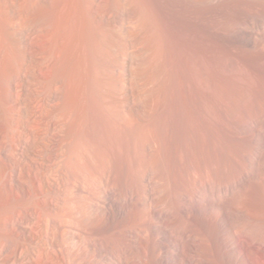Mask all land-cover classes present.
<instances>
[{"label": "bare ground", "instance_id": "obj_1", "mask_svg": "<svg viewBox=\"0 0 264 264\" xmlns=\"http://www.w3.org/2000/svg\"><path fill=\"white\" fill-rule=\"evenodd\" d=\"M102 1L0 20V264L231 260L217 230L250 193L210 156L263 157L264 116L243 152L230 106L260 107L264 23L241 0Z\"/></svg>", "mask_w": 264, "mask_h": 264}, {"label": "rangeland", "instance_id": "obj_2", "mask_svg": "<svg viewBox=\"0 0 264 264\" xmlns=\"http://www.w3.org/2000/svg\"><path fill=\"white\" fill-rule=\"evenodd\" d=\"M36 0H0V20H7V22H10V24H13L15 25V28L17 30V32L19 31V28L21 27L20 31H22V26L25 27L26 23L28 22V20L31 19V3L32 2H35ZM242 1V6L243 8H247L249 5V8H251V10H253L255 13L257 12L256 15V19L258 20L259 17L261 18V20L259 19L257 22L259 23H264V0H241ZM252 1V2H251ZM251 2V3H250ZM260 2V3H259ZM250 3V4H249ZM254 3V4H253ZM107 1L103 0L100 4V9L101 10H105L104 8H107ZM256 4V5H255ZM246 7H245V6ZM255 5V6H254ZM252 6V7H251ZM263 6V7H262ZM104 7V8H103ZM12 8H15L16 11H21V15H22V19H21V22L20 24L17 23V21L13 18V16L11 14H9V10L12 9ZM253 8V9H252ZM256 9V10H255ZM259 9V10H258ZM259 14V15H258ZM10 15V16H9ZM2 16V17H1ZM263 17V18H262ZM3 18V19H2ZM5 20V21H6ZM16 21V22H15ZM23 21V22H22ZM1 22V21H0ZM25 22V23H24ZM1 24V23H0ZM17 24V25H16ZM20 26V27H19ZM3 26H0V28H2ZM14 28V29H15ZM13 29V28H12ZM13 29V30H14ZM4 29H0V32L3 31ZM12 30V31H13ZM7 31V30H6ZM11 29H8V32H11ZM15 31H13L12 35H15L14 34ZM17 39V38H16ZM2 40V35L0 33V42ZM259 42V50H263L264 48V35H262L261 38H259L258 40ZM29 47V45H27ZM26 46V47H27ZM261 46V47H260ZM258 52L259 53V56H257L255 58V62H256V66L259 67L261 73L264 74V53L261 51V52ZM264 51V50H263ZM262 54V55H261ZM261 56V57H260ZM226 59H224L223 61L225 62V60L227 61V56L225 57ZM258 59V60H257ZM260 63V64H259ZM247 64V63H245ZM244 67H246V65H244ZM243 68V66H242ZM228 69V68H227ZM245 70V71H243ZM228 71V70H227ZM244 72V73H243ZM232 73V72H231ZM245 74V78L247 77L246 76V68H243L242 69V74H240L241 76ZM263 74L261 75L262 77ZM244 77V76H242ZM245 78H243L242 81H245ZM241 87H243L244 89V86L243 84L241 83ZM242 89V88H241ZM249 93V92H247ZM257 99L259 100V106L260 107H257V112H256V115L250 117L249 114H247L248 112L246 110H250L249 109V104L243 100L244 98L240 99V101L242 100V102H239L242 103L241 105L237 104V106L235 107L233 104H231V112H232V117H233V122L234 125H236V130L238 129L239 132H237V136L240 137L239 138V143L242 142V143H246L244 148H241L243 149V152H249L250 154L253 153L255 150H256V147H255V143H254V139H255V136L256 134H254V132L251 130L252 128H254V125L256 127V125L258 123H261L263 122V125H264V94L261 92H258L257 94ZM263 97V98H262ZM263 99V100H261ZM245 103H244V102ZM244 103V104H243ZM263 103V104H262ZM248 104V105H247ZM239 105V106H238ZM244 105V106H243ZM241 106V107H240ZM240 107V108H239ZM246 107V108H245ZM263 107V109H262ZM238 108V109H237ZM244 108V109H243ZM260 108V109H259ZM259 109V110H258ZM234 110V111H233ZM261 110V114L259 113V111ZM243 113H242V112ZM263 111V112H262ZM241 112V113H240ZM234 113V114H233ZM259 113V114H258ZM243 114V115H242ZM255 114V112H254ZM249 115V116H248ZM259 116H262L261 118L263 119V121L261 122H257L256 124V121L258 120L257 118ZM236 117V118H235ZM242 118V119H241ZM260 118V117H259ZM260 118V120H262ZM252 119V120H251ZM238 120V121H237ZM242 120V121H241ZM240 121V122H239ZM244 122V123H243ZM243 125V127H242ZM259 125H262L259 124ZM262 125V126H263ZM262 126H260L262 128ZM242 127V128H241ZM247 127V128H246ZM249 129V130H247ZM245 130V131H244ZM247 130V131H246ZM244 132H246V134H243ZM249 132V133H248ZM252 133V134H251ZM250 134V135H249ZM254 134V135H253ZM241 135V136H239ZM242 137V138H241ZM245 137V138H244ZM252 138V139H251ZM241 139V140H240ZM236 141V142H238ZM248 141V142H247ZM247 147V150L245 149ZM249 149V150H248ZM245 150V151H244ZM213 155L215 153H212ZM211 154V155H212ZM263 154V157H261L259 160L256 159L255 162L251 163L250 159H248L243 153L238 155L235 158H232V157H228V158H225L223 159L221 156L219 157V154H215V156H210L212 157L211 158V161H212V164L216 167H218L221 171V174L223 176V179L224 181L223 182V185H227V182L229 184V182H232L233 180H241L242 185L245 186L243 188V191L246 192L248 191L250 193L247 194L248 196V200H249V203H244L243 202V208L246 209L245 211H243L242 213L241 212H235L234 211V214L237 215L238 214V217L233 215L231 217L233 218H230L233 222L234 220V225H235V229H234V226H233V229L232 231L230 230H227V231H224L222 230H219L220 228H218L217 231H219V236L222 235L221 237H224L225 239L228 238H234V247L232 246V256H234L233 258H230L228 259L227 256L223 253L220 252V254L217 252V254H215L214 257L210 258L211 260L207 259L204 264H219V262H226V258L227 260L230 261V263H233V264H264V206H262L261 208L256 206L257 203H262L264 205V153ZM218 155V156H216ZM240 156V157H239ZM243 158H242V157ZM219 157V158H218ZM216 158V159H215ZM216 161H215V160ZM242 159V160H241ZM220 160V161H219ZM224 160V161H223ZM235 160V161H234ZM218 161V162H217ZM238 161V162H237ZM257 161V162H256ZM223 162V163H222ZM231 163V164H230ZM233 163V164H232ZM255 163V164H254ZM225 164V166H224ZM226 164L228 166V168L226 167ZM223 168H221V166ZM241 165V166H240ZM255 165V166H254ZM227 169V170H226ZM232 169V170H230ZM235 169V170H234ZM223 170V171H222ZM245 170V171H244ZM234 172V173H233ZM243 172V173H242ZM233 173V174H232ZM231 174V175H230ZM262 174V175H261ZM230 175V176H229ZM237 175V176H236ZM251 175V176H250ZM239 176V178H237ZM226 177V178H225ZM229 177V178H228ZM262 177V178H261ZM233 178V179H232ZM248 178V179H247ZM226 179V181H225ZM230 180V181H228ZM178 181V180H177ZM192 181H193V178H192ZM259 181V182H258ZM225 182V183H224ZM186 182H184L183 184H185ZM188 183V182H187ZM193 182H190V186ZM245 184V185H244ZM189 186V183L188 185ZM189 186V187H190ZM251 186V187H250ZM248 188V189H246ZM258 189V190H257ZM263 192V193H262ZM263 196V197H262ZM252 201H251V199ZM256 198V200H255ZM259 200V201H258ZM251 201V202H250ZM262 201V202H261ZM254 202V203H253ZM257 202V203H256ZM253 203V204H252ZM255 204V205H254ZM251 207V208H250ZM250 208V209H249ZM253 208V209H252ZM231 212V210H229ZM240 215V216H239ZM251 215V216H250ZM253 215V216H252ZM257 216V217H256ZM253 218V219H252ZM255 218V219H254ZM257 218V219H256ZM262 219V220H261ZM245 222L251 226V224H255L253 225L255 227V229L250 226H248L249 228H247V226L245 225ZM254 222V223H253ZM245 227V228H244ZM261 227V228H260ZM239 230V231H238ZM248 232H247V231ZM252 230V231H251ZM254 230V231H253ZM258 230V231H257ZM238 233L236 234L235 233ZM251 231V232H250ZM263 233H262V232ZM221 232V234H220ZM240 232V233H239ZM253 232V233H252ZM257 233V234H254ZM232 234V235H231ZM253 234V235H252ZM246 235V236H245ZM250 235V236H249ZM255 235V237H254ZM238 237V238H237ZM253 237V238H252ZM256 238V239H255ZM261 238V239H260ZM262 241V242H261ZM70 243V244H69ZM68 245L71 247L73 246V244L71 243V241H68ZM67 245V246H68ZM239 252V253H238ZM222 254V255H221ZM219 256H222V257H219ZM225 256V258H224ZM216 257V258H215ZM197 259V258H196ZM216 261H215V260ZM236 259V261H235ZM209 260V261H208ZM222 260V261H221ZM213 261V262H212ZM215 262V263H214ZM218 262V263H217ZM229 263V264H230ZM222 264V263H220Z\"/></svg>", "mask_w": 264, "mask_h": 264}]
</instances>
